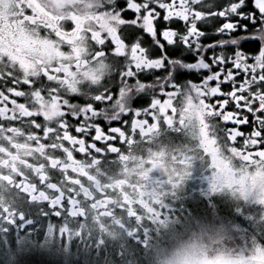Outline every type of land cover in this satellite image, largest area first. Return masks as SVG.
<instances>
[{
	"label": "snow or ice",
	"instance_id": "obj_1",
	"mask_svg": "<svg viewBox=\"0 0 264 264\" xmlns=\"http://www.w3.org/2000/svg\"><path fill=\"white\" fill-rule=\"evenodd\" d=\"M197 157L264 204V0H0V216L23 195L159 220L144 181L176 186ZM179 264H264V247Z\"/></svg>",
	"mask_w": 264,
	"mask_h": 264
},
{
	"label": "flooded vegetation",
	"instance_id": "obj_2",
	"mask_svg": "<svg viewBox=\"0 0 264 264\" xmlns=\"http://www.w3.org/2000/svg\"><path fill=\"white\" fill-rule=\"evenodd\" d=\"M181 142L183 141H177V143ZM117 144L119 146V142ZM110 158H114V154ZM109 174L117 175L118 169L113 168ZM144 190L150 196L155 194V198L159 199L161 209L159 220H151L149 217L151 222H147L137 217L133 221L125 212L115 211L116 205H113V214L110 217L98 218L91 211L83 220L67 214L56 217L52 215L50 209L45 208L42 201H30L25 196L19 195L10 198L7 205L14 210L17 222L11 223L7 218L0 216V233L5 234L6 241H9L7 236L10 235L12 238L16 237L14 236L16 234L18 237L19 235L38 236L40 227L51 225L54 235L62 239L68 235L69 229L78 232L85 221L94 219V225H103L106 221L114 222L127 235L135 238L137 246L146 247L150 242L148 239L140 240V232L147 231L146 226L155 222L158 234L157 246L163 247L179 241L184 243L189 239L192 241L188 250L179 251L183 254L196 249L195 240H202L199 250L213 254L224 251L248 255L257 246L264 247V204L259 203L257 198L251 195L244 199L227 187L214 189L210 158H193L188 175L176 186L168 182L162 170L152 172L144 181ZM49 195L52 193L50 192ZM237 199L243 202L248 200L249 210L241 211V206L228 205V200ZM20 213H23L22 220ZM196 228L203 229L202 237L190 236L192 230ZM62 229L66 231L62 232ZM169 232L175 236H169Z\"/></svg>",
	"mask_w": 264,
	"mask_h": 264
},
{
	"label": "rangeland",
	"instance_id": "obj_3",
	"mask_svg": "<svg viewBox=\"0 0 264 264\" xmlns=\"http://www.w3.org/2000/svg\"><path fill=\"white\" fill-rule=\"evenodd\" d=\"M160 169H154L152 172H159ZM151 172V173H152ZM150 176V174H149ZM244 199L246 197L243 196ZM241 198V199H243ZM228 200V205L230 206H241L240 210L245 211L249 210L248 200ZM95 220L89 219L83 223L82 228L78 232H73L69 229L68 235L64 238L59 239L54 235V229L51 225H43L40 227L38 233L40 235H23L12 238V235L7 236L9 241H6L5 234L0 233V264H4L13 258V255L18 251V249H23V247L29 246L31 244L39 243L42 247H47L51 244H56V242L64 243L65 245H74V252H87L91 253L94 257L89 264H98L96 262H101L104 260L105 263L112 261V264H155V257L161 252L169 253L173 251H181L184 249L188 250V247H191L192 241L186 240V242H177L176 244H166L163 247L157 246L156 237L157 234V225L155 222L150 223L146 226L147 231L140 232V240L150 242L146 247L137 246L135 244V238L127 235L120 226H117L114 222L106 221L101 224L94 225ZM203 229L199 230L198 228L193 229L190 234L191 237L200 238L203 236ZM134 235V234H131ZM169 236H175L172 232H169ZM30 236V237H26ZM19 238V241L17 239ZM183 243V244H182ZM202 240H195L196 249L192 251H201Z\"/></svg>",
	"mask_w": 264,
	"mask_h": 264
},
{
	"label": "trees",
	"instance_id": "obj_4",
	"mask_svg": "<svg viewBox=\"0 0 264 264\" xmlns=\"http://www.w3.org/2000/svg\"><path fill=\"white\" fill-rule=\"evenodd\" d=\"M19 241V238L17 239ZM74 245H65L62 242H56V244H51L47 247H42L39 243L31 244L29 246L23 247V249H18V251L13 255L9 261L4 264H17V258L23 253L34 252L36 253V260L38 264H89L94 256L90 253L81 251L75 253ZM43 254V255H41ZM94 257V258H93ZM101 262H96L98 264H112V261L105 263L104 260ZM95 263V262H94ZM2 264V263H1Z\"/></svg>",
	"mask_w": 264,
	"mask_h": 264
},
{
	"label": "clouds",
	"instance_id": "obj_5",
	"mask_svg": "<svg viewBox=\"0 0 264 264\" xmlns=\"http://www.w3.org/2000/svg\"><path fill=\"white\" fill-rule=\"evenodd\" d=\"M212 254L213 253H209V255ZM182 256L183 253L179 252L178 250L166 254L161 252L155 257V264H179Z\"/></svg>",
	"mask_w": 264,
	"mask_h": 264
}]
</instances>
